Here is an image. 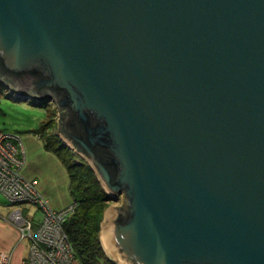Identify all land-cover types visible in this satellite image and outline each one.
Instances as JSON below:
<instances>
[{
  "label": "water",
  "instance_id": "1",
  "mask_svg": "<svg viewBox=\"0 0 264 264\" xmlns=\"http://www.w3.org/2000/svg\"><path fill=\"white\" fill-rule=\"evenodd\" d=\"M0 82L123 195L114 264H264V0H0Z\"/></svg>",
  "mask_w": 264,
  "mask_h": 264
},
{
  "label": "built area",
  "instance_id": "2",
  "mask_svg": "<svg viewBox=\"0 0 264 264\" xmlns=\"http://www.w3.org/2000/svg\"><path fill=\"white\" fill-rule=\"evenodd\" d=\"M12 95L25 98L16 92ZM31 100L33 98L28 99ZM77 154L81 160V154ZM25 165L22 136L0 130V192L16 207L4 219L19 230L20 240L29 243L28 253L20 264H72L76 251L64 225L74 212L75 204L53 209L38 189L37 180L24 177ZM0 264H12V253L0 250Z\"/></svg>",
  "mask_w": 264,
  "mask_h": 264
},
{
  "label": "trees",
  "instance_id": "3",
  "mask_svg": "<svg viewBox=\"0 0 264 264\" xmlns=\"http://www.w3.org/2000/svg\"><path fill=\"white\" fill-rule=\"evenodd\" d=\"M43 100L33 98L39 104ZM47 124L48 121L43 123L36 133L43 135L46 149L60 158L68 173L75 210L64 226L75 248L76 259L83 264H114L105 253L100 239L102 221L109 205L108 194L89 163L73 161L64 145H59L52 136L45 134Z\"/></svg>",
  "mask_w": 264,
  "mask_h": 264
},
{
  "label": "crops",
  "instance_id": "4",
  "mask_svg": "<svg viewBox=\"0 0 264 264\" xmlns=\"http://www.w3.org/2000/svg\"><path fill=\"white\" fill-rule=\"evenodd\" d=\"M21 136L27 159L22 171L24 177L37 180L38 189L49 200L53 209L59 210L70 205L73 197L63 162L54 152L46 149L44 140L38 139L35 134L28 133ZM5 217L6 215H3V218ZM2 219H0V250L12 253V264H20L28 253L29 243L27 240H20L19 230ZM15 258L18 260L16 261ZM72 264L83 263L80 259H76Z\"/></svg>",
  "mask_w": 264,
  "mask_h": 264
},
{
  "label": "rangeland",
  "instance_id": "5",
  "mask_svg": "<svg viewBox=\"0 0 264 264\" xmlns=\"http://www.w3.org/2000/svg\"><path fill=\"white\" fill-rule=\"evenodd\" d=\"M11 95L12 91L0 84V130L17 132L20 135L33 133L38 139H43V135L41 133H36V131L40 129L43 123L48 121L46 126L48 129H46L47 131H45V134L52 136L53 140H55L59 145H64V147L69 150V154L73 161L89 163V161L84 157L80 160L78 154L76 155L78 151L75 150L69 141L63 136L61 130L62 112L55 101L44 99L42 104H39L33 100L28 101L20 96L16 97ZM38 134L40 135L39 137ZM122 203L123 195H120L116 202H109L107 209L111 205L120 206ZM24 206L28 207L29 205ZM14 208L16 207L10 204L5 196L0 192V219L3 218V215H6L7 217V215ZM2 220H4V218ZM15 256L17 255L15 254ZM15 260L17 261L18 258H15Z\"/></svg>",
  "mask_w": 264,
  "mask_h": 264
}]
</instances>
